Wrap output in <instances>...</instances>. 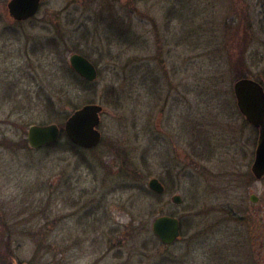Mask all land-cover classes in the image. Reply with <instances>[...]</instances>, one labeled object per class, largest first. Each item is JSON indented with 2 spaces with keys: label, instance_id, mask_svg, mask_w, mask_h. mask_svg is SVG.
Masks as SVG:
<instances>
[{
  "label": "rangeland",
  "instance_id": "1",
  "mask_svg": "<svg viewBox=\"0 0 264 264\" xmlns=\"http://www.w3.org/2000/svg\"><path fill=\"white\" fill-rule=\"evenodd\" d=\"M9 2L0 0V264H221L237 234L252 263L264 179L252 172L259 131L234 86L264 87V0H45L26 22H13ZM74 54L97 67L95 82L75 77ZM90 104L103 107L97 148L72 147L64 133L30 147V127L64 129ZM154 178L163 195L149 189ZM161 216L181 221L172 246L153 233Z\"/></svg>",
  "mask_w": 264,
  "mask_h": 264
},
{
  "label": "water",
  "instance_id": "2",
  "mask_svg": "<svg viewBox=\"0 0 264 264\" xmlns=\"http://www.w3.org/2000/svg\"><path fill=\"white\" fill-rule=\"evenodd\" d=\"M45 0H11L8 3V12L16 21H26L34 17ZM72 69L85 81L90 83L98 79L96 66L85 56L74 54L70 58ZM235 96L240 112L246 120L259 131V140L252 172L261 180L264 178V87L253 79H241L234 86ZM103 107L96 104L85 105L75 111L64 125V134L72 144L84 149L97 148L102 141V134L98 129L101 123ZM62 130L59 125H34L28 131V142L35 150L42 149L60 141ZM149 189L158 195L166 191L159 179L149 182ZM252 202H258L255 195L250 196ZM176 205L183 204L181 196L173 198ZM152 230L155 236L165 246H172L181 237V222L176 217L161 216L153 221Z\"/></svg>",
  "mask_w": 264,
  "mask_h": 264
},
{
  "label": "flooded vegetation",
  "instance_id": "3",
  "mask_svg": "<svg viewBox=\"0 0 264 264\" xmlns=\"http://www.w3.org/2000/svg\"><path fill=\"white\" fill-rule=\"evenodd\" d=\"M13 22H17V21L13 20ZM253 221H254V227H252L253 230L250 235L251 237L250 249L252 251L251 255L253 257L252 263L246 262L245 259L242 257L241 250L244 245H243V241H241V239H238V234H237L231 237L233 243L235 244V246H237L238 249L237 252L230 253L229 251L224 250L222 252V259L220 260L221 264H264V219L262 220L260 216H256V219ZM239 238L241 237L239 236ZM224 248L227 250L229 249V247H227L226 245H224ZM251 255L249 256L251 257Z\"/></svg>",
  "mask_w": 264,
  "mask_h": 264
},
{
  "label": "trees",
  "instance_id": "4",
  "mask_svg": "<svg viewBox=\"0 0 264 264\" xmlns=\"http://www.w3.org/2000/svg\"><path fill=\"white\" fill-rule=\"evenodd\" d=\"M75 77H76L79 81L84 82V80H83L82 78H80L79 76H77L76 74H75ZM243 79H244V78H243ZM58 143H59V142H58ZM56 144H57V143H56ZM56 144H54V145H56ZM54 145L48 146V147H46V148L52 147V146H54ZM69 145L72 146V147L78 148V147H76L75 145H73V144H71V143H69ZM158 197H159V196H157V198H158Z\"/></svg>",
  "mask_w": 264,
  "mask_h": 264
}]
</instances>
